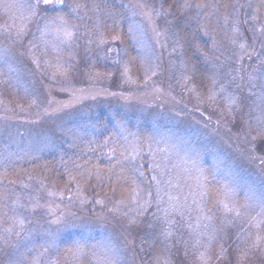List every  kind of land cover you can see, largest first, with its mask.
Returning a JSON list of instances; mask_svg holds the SVG:
<instances>
[{
  "label": "rangeland",
  "instance_id": "obj_1",
  "mask_svg": "<svg viewBox=\"0 0 264 264\" xmlns=\"http://www.w3.org/2000/svg\"><path fill=\"white\" fill-rule=\"evenodd\" d=\"M99 1L95 4L92 0H78L86 6L80 13L84 20L71 21L76 25L77 39L61 54L58 65L56 53L50 50L46 53L42 45L32 48L39 43L38 22L29 16L30 5L35 0H0V48L11 45L9 58L0 60V174L4 176L0 194L6 197L2 203L7 206L0 208V214L7 212L9 217H24L25 230L32 233L28 239L23 233L17 237L15 231L9 237L3 229L10 226V221L0 219V264H11L25 257L30 259L49 248L41 258V264H45L56 255L51 244L63 252L77 240L86 244V252L96 251L101 255L99 248L108 242L109 235L123 250L125 264H153L156 256L160 257V264H204L198 256L205 249L196 245V233L203 232L204 225L195 212L183 220L180 216L174 217L178 223L172 227L173 236L155 245L152 240L141 244L142 233L129 227L128 220L120 214L105 230L97 227L96 214L107 213L122 194L119 185L115 194L110 185L102 186L96 179L95 168L102 169L101 174L107 178V169L115 164L109 150L117 147L119 153L120 145L125 143L124 136L133 143L138 138L145 146L149 138L163 137L176 146L177 154L168 162L169 168L173 163L177 165L173 173L189 169L193 184L199 174L215 176L218 185L227 183L236 188V198L243 202L244 189L258 192L264 179V165L261 164L264 152L248 151L253 136L264 140L258 135L261 128L255 119L249 120V117L260 116L264 106L256 95H249L250 88L246 86L241 93L245 97V115L241 123L233 127V116L228 114L225 102L219 96L215 103L207 101L210 80L202 85L199 74L190 82L181 78L179 67H173V62L181 57L179 52H172L171 33L177 30V25L184 27L185 17L194 15V11L177 7L185 0H163L165 9L170 4L173 7L171 15L162 17L156 15L162 0ZM75 2L77 0H65L66 4ZM188 2L211 3L213 0ZM3 3L17 6L6 11ZM40 11L44 13L42 2ZM251 14L249 9L248 16ZM240 19H245L243 13ZM97 22L105 30V44L99 51L95 44H87L89 38H95L92 31ZM21 27L24 39L11 44L9 33L14 37ZM196 27L193 22L191 28ZM212 27L216 31L209 30L208 36L200 37L199 43L204 46L203 51L209 52V59L207 64L201 61L198 67L210 69L207 75L218 79V88L230 80V69L245 65L247 71H251L257 61L244 55L237 63L242 55L240 43H246L249 51L253 49L250 25L241 24L244 39H237L236 44L229 39L230 26L224 27L222 20L218 26L213 17ZM157 32L161 33L159 37ZM113 36L117 39L113 40ZM47 39L56 42L54 30ZM262 40L264 37L258 38L254 48L264 54L260 47ZM34 59L39 66L33 63ZM149 62L158 65L157 74L147 73L149 79L145 83L144 65ZM8 83L12 87H7ZM228 87L233 90L235 85ZM25 89L30 94L26 95ZM105 138H108L107 146L100 147ZM253 156L254 159L250 158ZM116 158L119 159L118 154ZM85 161L87 168L93 169L91 178L85 171ZM99 162L104 167L98 165ZM150 162L146 153L142 160H136L138 165H144L141 170L145 172V191L151 183ZM12 165L21 166L13 175L6 172ZM75 165L81 166L84 178L78 177ZM188 191L185 186L182 190H173L171 195L183 200ZM96 199L105 203L95 204ZM13 201L20 205L15 214L8 210ZM50 209L55 215L50 214ZM151 211L155 212V207ZM56 216H64L66 221H74L77 225L89 223L92 227L77 226L57 232L60 226L51 223ZM230 219L219 213L210 222V228L218 229V239L207 249V264H228L227 257L217 259L221 246L229 249L231 264H264V243L250 247L256 230L247 227L244 220L228 222ZM158 228L162 230L163 225ZM49 233H54L55 237ZM5 239L9 241L7 244ZM239 255L244 258L238 261ZM89 260L97 264L91 256Z\"/></svg>",
  "mask_w": 264,
  "mask_h": 264
},
{
  "label": "snow or ice",
  "instance_id": "obj_2",
  "mask_svg": "<svg viewBox=\"0 0 264 264\" xmlns=\"http://www.w3.org/2000/svg\"><path fill=\"white\" fill-rule=\"evenodd\" d=\"M44 5V13L40 11V5ZM4 9L11 10L17 5L12 3H3ZM86 6L80 2L73 4H66L65 0H35L29 8V16L38 22L37 31L39 32V43L33 44L32 48L43 47L47 53L49 50L56 53V59L59 65L61 60V54L64 51L70 49L76 36V25L72 24L73 19L84 20V16L81 15V10ZM140 7H144L141 5ZM173 5H169L168 9L163 7V0L160 10L156 12L157 16L171 15V9ZM181 10L187 9L194 11V15L191 17H185L184 27L180 28L178 25L177 30L171 33V39L173 41V53L179 52L181 57L178 61L173 62V67L178 66L181 71V78L185 82L192 81L197 74L200 76L201 84L205 81L211 82V88L208 90L207 101L215 103L219 96L224 102L227 108L228 114L233 116V127H236L241 123L244 113L245 97L241 94L243 89L247 86L250 88L249 95H256L260 101V105L264 106V54L261 51H256L254 45L256 40L260 37H264V0H213L211 3H189L185 0L182 5H177ZM67 9V11H65ZM251 9V16H248V10ZM226 13L223 16L219 13ZM241 13L244 14L245 19L241 21ZM151 19V13L148 14ZM215 17V22L219 26L221 20L224 27H229L231 30V36L229 39L233 44L237 43V39H244L241 32V24L250 25L249 31L253 33L252 42L253 49L248 50L246 43L239 44L242 50V55L237 63L243 60V56L247 55L249 60L256 59L257 65L252 67L251 71H247V66L241 65L239 68L230 69L228 75L230 80L225 83H221L217 88L218 79L210 77L207 72L210 69L198 67L203 61L207 64L209 59V52L203 51V45L199 43L201 35L208 36L209 30L216 31V28L212 27V18ZM43 21L42 24L39 22ZM195 22L197 27L191 28L192 23ZM171 24V22H169ZM258 25V26H257ZM55 31L56 42L52 43L47 38L51 35L52 31ZM7 32L8 30L5 29ZM104 31L101 29L99 22L93 24L92 36L95 38H89L87 44L89 46L95 44L96 49L101 50V46L105 44ZM155 31V29H153ZM157 37L161 33H156ZM11 38V44H15L18 41L24 39V29L17 28L15 36L13 37L9 33ZM113 40L117 37L113 36ZM159 43V40L157 41ZM166 46V45H165ZM215 46V41H213ZM261 50H264V40L261 41ZM11 45L9 47L0 48V60L9 58ZM29 52L32 49L28 50ZM111 48L108 52H111ZM211 51V50H209ZM199 54V55H197ZM21 55H24L21 52ZM193 57H197L193 60ZM135 59V58H133ZM33 63L39 66L38 60L34 59ZM47 63V62H46ZM143 63V62H142ZM158 65L154 62H149L144 65V81L147 83L149 75L157 74L156 69ZM67 71V69H65ZM127 67L124 68V73L127 74ZM184 73H190L191 75H184ZM245 76L247 77L245 79ZM237 80L239 81L237 83ZM234 84L235 88L229 90L228 85ZM12 87L10 83L6 85ZM66 89H61L64 91ZM25 94H30L28 89H25ZM33 103L35 101L33 100ZM239 114V116L237 115ZM255 119L256 123L260 126L261 131L259 136L264 137V107H261V115L255 118L249 117V120ZM247 123V122H245ZM128 135H133L129 133ZM251 146L248 151L255 153L257 149L264 152V140H258L257 136H253ZM124 144L120 145V151L118 153L117 147H112L109 150L111 158L115 160V164L111 165L107 169V178L101 173L102 169L95 168V176L99 183L108 187H112V192L115 194L116 186H120L122 198L115 201L113 207L108 209V212H101L96 214L97 227L101 230H105L109 224H112L117 214L122 215L128 220L129 227H134L135 230L142 233L141 244L147 240H152L153 244H158L162 239H170L173 236L172 227L178 223L174 220V217L180 216L183 220L186 217L190 218L193 212L197 213L200 222H203L204 231H197L196 233V245L202 246L205 251L200 252L198 258L207 264V249L210 245L218 239L216 235L218 229L210 228V222L216 219L217 214L223 213L226 218H231L228 222H233L237 219L246 221V225L249 228L256 230L255 239L252 241L250 247L256 248L264 243V235L260 233L264 232V179L260 182V188L254 191L249 188L244 189L243 202H240L236 198L237 189L229 186L225 183L218 185L215 176H204L199 174L194 182L191 183L190 170L182 168L178 172L173 173V170L177 168L175 163L169 168L168 162L172 156L176 155L175 145L169 144V142L161 137L160 139L149 138L147 146L142 143H133L128 140V136H124ZM108 144V138H105L103 145L100 147H106ZM164 144V147H153V145ZM147 154L150 157L151 162L148 165V171L152 173L150 177V185L148 190L144 189L145 172L141 169L143 164H137L136 160L143 159V155ZM117 154L119 159H117ZM250 158H255L250 157ZM183 159V158H181ZM88 162L85 161V171L88 178L93 176V169L87 168ZM261 164L264 165V158H261ZM77 175L80 178H84V171H80L81 166L75 165ZM118 168L119 171H115ZM4 176L0 174V183L3 182ZM175 181V182H174ZM234 183V182H233ZM188 187L189 191L181 200L179 196H172L171 192L175 189H183ZM80 191V189H77ZM52 195V193H49ZM6 197L0 194V208L7 207L2 202ZM71 200V196L69 197ZM85 201L82 199L81 203ZM104 200L96 199L95 204L103 205ZM20 207L18 201L12 202V207L8 209L12 213H16ZM59 207V205H57ZM155 207V212L151 209ZM50 214L55 215L50 209ZM72 215V213H68ZM0 219H7L10 221V226L3 229V232L7 233L10 237L15 231V235L20 237L23 233L24 238L28 239L32 233L25 230V218L20 215L8 216L7 212L0 214ZM51 223H54L58 227L57 232L73 228H91V224L84 223L77 225L74 221H66L64 216H56ZM158 225H163V229L158 228ZM190 226V225H189ZM199 228V225H198ZM55 237L54 233H49ZM249 238L251 232H249ZM127 240V235H125ZM5 244L9 241L5 239ZM179 243V240L176 241ZM16 247H19L17 245ZM96 247V246H93ZM50 248L56 251V255L51 258L50 261H45V264H91L89 256L97 261V264H125L123 250L112 242L109 235L108 242L100 246L99 251L101 255H97L96 251L86 252V244H81L79 240L75 241L72 246L67 250L61 252V250L51 244ZM49 252V248H45L42 252H37L31 258H22L20 260L12 261L11 264H41V258L46 256ZM246 255V253L244 254ZM228 258V264H231V257L229 255V249L221 246L217 259ZM243 255H239L237 260L243 259ZM153 264H160V257L153 258Z\"/></svg>",
  "mask_w": 264,
  "mask_h": 264
},
{
  "label": "trees",
  "instance_id": "obj_3",
  "mask_svg": "<svg viewBox=\"0 0 264 264\" xmlns=\"http://www.w3.org/2000/svg\"><path fill=\"white\" fill-rule=\"evenodd\" d=\"M95 4H98V3H100V1L98 0V3H97V0H92ZM21 135H22V131H21V133H20ZM22 137V136H21ZM96 165H97V163L95 164V167H96ZM98 165H100L101 167H104V165H102L100 162H99V164ZM20 167L21 166H19V165H12V166H8L7 168H6V172L7 173H11L12 175L15 173V171L17 170V169H20ZM79 177V176H78Z\"/></svg>",
  "mask_w": 264,
  "mask_h": 264
}]
</instances>
